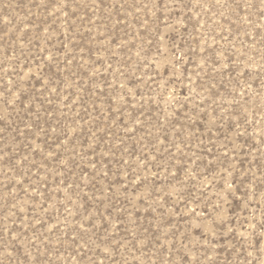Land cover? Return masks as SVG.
I'll return each mask as SVG.
<instances>
[{"label":"rangeland","instance_id":"374dc122","mask_svg":"<svg viewBox=\"0 0 264 264\" xmlns=\"http://www.w3.org/2000/svg\"><path fill=\"white\" fill-rule=\"evenodd\" d=\"M0 264H264V0H0Z\"/></svg>","mask_w":264,"mask_h":264}]
</instances>
